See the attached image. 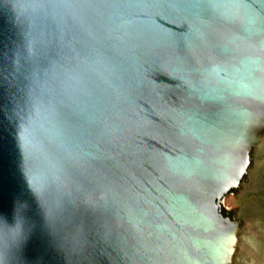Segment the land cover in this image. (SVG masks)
<instances>
[{"label": "water", "instance_id": "water-1", "mask_svg": "<svg viewBox=\"0 0 264 264\" xmlns=\"http://www.w3.org/2000/svg\"><path fill=\"white\" fill-rule=\"evenodd\" d=\"M263 136L264 0H0V264H234Z\"/></svg>", "mask_w": 264, "mask_h": 264}, {"label": "rangeland", "instance_id": "rangeland-1", "mask_svg": "<svg viewBox=\"0 0 264 264\" xmlns=\"http://www.w3.org/2000/svg\"><path fill=\"white\" fill-rule=\"evenodd\" d=\"M252 159L245 181L233 194L235 217L242 223L234 264H264V136Z\"/></svg>", "mask_w": 264, "mask_h": 264}, {"label": "bare ground", "instance_id": "bare-ground-1", "mask_svg": "<svg viewBox=\"0 0 264 264\" xmlns=\"http://www.w3.org/2000/svg\"><path fill=\"white\" fill-rule=\"evenodd\" d=\"M233 194L234 193H230L226 196H224V198L222 199V209L224 210V212H227L228 214L232 215V218L237 220L235 217V206L233 205ZM232 213V214H231ZM240 238V235L238 237V240ZM239 246V244H238Z\"/></svg>", "mask_w": 264, "mask_h": 264}]
</instances>
